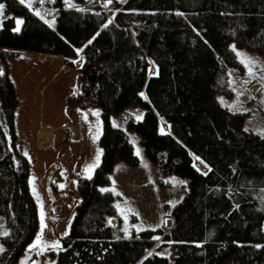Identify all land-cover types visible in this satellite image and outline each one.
Returning <instances> with one entry per match:
<instances>
[{"label":"trees","instance_id":"trees-1","mask_svg":"<svg viewBox=\"0 0 264 264\" xmlns=\"http://www.w3.org/2000/svg\"><path fill=\"white\" fill-rule=\"evenodd\" d=\"M1 1L14 15L0 27V217L7 228L0 264H17L39 225L9 73V60L23 52L61 56L70 67L81 59L82 84L67 102L101 108L100 161L76 181L80 199L48 264H167L151 248L168 241L175 264H264V132L246 127L248 111L221 99L235 93L231 71L245 70L236 47L264 57V0H125L110 9L98 0L85 8L58 0L55 25L20 0ZM135 104L147 108L129 120L145 153L186 175L188 187L170 225L125 236L120 193L107 185L117 160L140 159L112 116Z\"/></svg>","mask_w":264,"mask_h":264},{"label":"rangeland","instance_id":"rangeland-1","mask_svg":"<svg viewBox=\"0 0 264 264\" xmlns=\"http://www.w3.org/2000/svg\"><path fill=\"white\" fill-rule=\"evenodd\" d=\"M91 1L94 0H60L63 7L81 8ZM98 1L110 9L125 0H111V3L108 0ZM24 3L27 6L30 4L29 8L55 25L60 6L58 0H25ZM0 5H3L1 27L4 18L14 13L6 1H1ZM15 19L16 23L23 21L18 14ZM21 23H17L16 28ZM236 51L245 70L231 71L235 93L232 97L221 99L234 109L248 111L244 122L246 127L264 132V57L243 47H236ZM37 55L22 53L9 60V73L19 98L15 109L16 142L29 160V182L39 214L37 233L17 264H48L52 260L50 251L61 246L62 236L69 230L80 199L76 181L93 173L102 153L99 140L102 132L101 108L90 106L83 109L67 102V95L77 92L82 84L78 62L75 68L67 65L63 58L52 60L55 56L41 58ZM249 83H253L249 88L251 98L246 92ZM146 109L141 104L130 105L112 116V122L127 131L140 159L136 165L123 159L117 160L107 185V188L120 193L117 206L122 216L120 229L125 236L146 228L170 225L172 208L182 199L188 187L186 175L165 171L148 157L140 133L130 126L129 120L141 119ZM162 126L167 129V125ZM111 222L115 224L116 219L112 218ZM6 231L0 217V237ZM158 239L156 237L155 242ZM4 247L0 238V249L3 251ZM151 250L166 255L167 264H175L170 241L154 245Z\"/></svg>","mask_w":264,"mask_h":264},{"label":"snow or ice","instance_id":"snow-or-ice-1","mask_svg":"<svg viewBox=\"0 0 264 264\" xmlns=\"http://www.w3.org/2000/svg\"><path fill=\"white\" fill-rule=\"evenodd\" d=\"M21 2L24 3L25 0H21ZM108 2L111 3V0H108ZM29 7H31L30 4H29ZM2 10H3V5H0V12H2ZM36 14L39 15L38 12H37ZM17 23L19 24V23H21V22L18 21ZM16 30L19 31V28H17ZM89 43H91V41H89ZM233 48H234V46H233ZM0 75H2V72H0ZM141 95H143V93H141ZM145 98H146V97H145ZM137 154H138V153H137ZM197 159H199V158L197 157ZM205 174H206V173H205ZM258 247H259V246H258ZM0 251H2V249H0Z\"/></svg>","mask_w":264,"mask_h":264},{"label":"crops","instance_id":"crops-1","mask_svg":"<svg viewBox=\"0 0 264 264\" xmlns=\"http://www.w3.org/2000/svg\"><path fill=\"white\" fill-rule=\"evenodd\" d=\"M23 53H30V52H23ZM21 54H22V53H21ZM28 55L31 56V54H28ZM37 57L47 58L46 55H42V54H38ZM55 58H57V59H62L61 56H55V57H52L51 59L53 60V59H55ZM81 61H82L81 59L78 61L77 66L80 65ZM75 68H76V67H75ZM44 78H45V76H44ZM86 111H87V110H86Z\"/></svg>","mask_w":264,"mask_h":264},{"label":"bare ground","instance_id":"bare-ground-1","mask_svg":"<svg viewBox=\"0 0 264 264\" xmlns=\"http://www.w3.org/2000/svg\"><path fill=\"white\" fill-rule=\"evenodd\" d=\"M165 125H167V124H165ZM167 127H168V125H167ZM195 162H196L197 166H199L200 168H202V170H205L206 169V166L202 162H200L198 159H195Z\"/></svg>","mask_w":264,"mask_h":264},{"label":"water","instance_id":"water-1","mask_svg":"<svg viewBox=\"0 0 264 264\" xmlns=\"http://www.w3.org/2000/svg\"><path fill=\"white\" fill-rule=\"evenodd\" d=\"M155 71V67H154V70H151V72H154ZM167 129H168V127H167ZM195 165L197 166V164H196V162H195ZM198 167V166H197ZM201 169V168H200ZM207 169V168H206ZM202 170V169H201ZM202 171H207V170H202Z\"/></svg>","mask_w":264,"mask_h":264}]
</instances>
